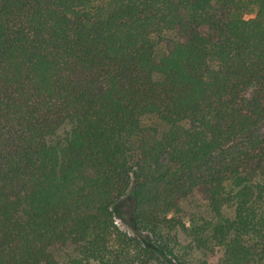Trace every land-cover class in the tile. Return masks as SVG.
I'll use <instances>...</instances> for the list:
<instances>
[{"label": "trees", "instance_id": "1", "mask_svg": "<svg viewBox=\"0 0 264 264\" xmlns=\"http://www.w3.org/2000/svg\"><path fill=\"white\" fill-rule=\"evenodd\" d=\"M262 123L264 0H0V264H264Z\"/></svg>", "mask_w": 264, "mask_h": 264}, {"label": "rangeland", "instance_id": "2", "mask_svg": "<svg viewBox=\"0 0 264 264\" xmlns=\"http://www.w3.org/2000/svg\"><path fill=\"white\" fill-rule=\"evenodd\" d=\"M260 132L262 134H264V123H262L260 125ZM182 207L185 211V214H189V213H199L203 216L209 217L210 213L208 208L206 207V204L204 203V201H202L196 194L191 193L188 198H186L183 202H182ZM118 224H120L119 219H117ZM122 227H124V225H121ZM57 259L59 261H61L62 257L61 256V251H57Z\"/></svg>", "mask_w": 264, "mask_h": 264}]
</instances>
